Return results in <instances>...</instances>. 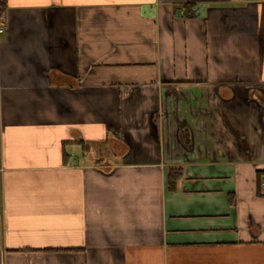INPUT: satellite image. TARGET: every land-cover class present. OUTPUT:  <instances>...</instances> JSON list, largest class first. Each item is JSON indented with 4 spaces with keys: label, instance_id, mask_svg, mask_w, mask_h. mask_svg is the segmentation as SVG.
<instances>
[{
    "label": "crops",
    "instance_id": "crops-1",
    "mask_svg": "<svg viewBox=\"0 0 264 264\" xmlns=\"http://www.w3.org/2000/svg\"><path fill=\"white\" fill-rule=\"evenodd\" d=\"M3 1L0 264H264V0Z\"/></svg>",
    "mask_w": 264,
    "mask_h": 264
},
{
    "label": "trees",
    "instance_id": "trees-1",
    "mask_svg": "<svg viewBox=\"0 0 264 264\" xmlns=\"http://www.w3.org/2000/svg\"><path fill=\"white\" fill-rule=\"evenodd\" d=\"M4 1L0 0V17L4 13ZM184 16L187 17H194L196 14L195 8L190 3L185 4L184 6ZM261 173V171H258V175ZM182 175V168L181 167H170L169 168V180L170 183L173 185V183L176 182V180ZM173 187V186H172Z\"/></svg>",
    "mask_w": 264,
    "mask_h": 264
},
{
    "label": "rangeland",
    "instance_id": "rangeland-1",
    "mask_svg": "<svg viewBox=\"0 0 264 264\" xmlns=\"http://www.w3.org/2000/svg\"><path fill=\"white\" fill-rule=\"evenodd\" d=\"M103 150L105 151V153H106L105 157H106L108 160H109L110 158H111V159H114V158H115L113 155L109 154L110 150H109L108 147H106V149L103 148ZM97 157L99 158L100 156L95 155V158H97ZM106 158H105V159H106Z\"/></svg>",
    "mask_w": 264,
    "mask_h": 264
},
{
    "label": "built area",
    "instance_id": "built-area-1",
    "mask_svg": "<svg viewBox=\"0 0 264 264\" xmlns=\"http://www.w3.org/2000/svg\"><path fill=\"white\" fill-rule=\"evenodd\" d=\"M5 28H6L5 20L1 18L0 19V33H3Z\"/></svg>",
    "mask_w": 264,
    "mask_h": 264
}]
</instances>
